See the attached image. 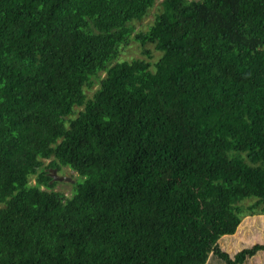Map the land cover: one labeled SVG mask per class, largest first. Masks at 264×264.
<instances>
[{
    "label": "trees",
    "instance_id": "1",
    "mask_svg": "<svg viewBox=\"0 0 264 264\" xmlns=\"http://www.w3.org/2000/svg\"><path fill=\"white\" fill-rule=\"evenodd\" d=\"M155 3L0 0V264L264 252L227 247L264 216V0H161L136 31Z\"/></svg>",
    "mask_w": 264,
    "mask_h": 264
},
{
    "label": "rangeland",
    "instance_id": "2",
    "mask_svg": "<svg viewBox=\"0 0 264 264\" xmlns=\"http://www.w3.org/2000/svg\"><path fill=\"white\" fill-rule=\"evenodd\" d=\"M160 3H161V0H156L154 7H152L149 14L143 20L138 21L136 23V31L147 29L149 24L153 21L154 13L159 10ZM148 47H151V46H148ZM154 54L158 56V52L154 51ZM135 57L147 58V56L142 52V47H140L139 44L135 42L134 40H129L127 45L123 46L120 52V55H119V59L120 60H132ZM104 74L105 73H103L102 76ZM99 85L100 83L98 79L92 88L87 89L86 92L89 97L93 95V93L97 90ZM58 174L68 176L72 179V181L58 180V183L55 186V189L62 190L66 194H70L71 189H72L71 182L74 181L75 177L77 176V173L68 167H63V169L59 171ZM34 182H35V178H32L31 183H34ZM257 223L260 224L259 227H257ZM254 243H264V216L263 214L244 216L242 223L239 225L236 232L232 236H230L229 239L227 240V247H228V251L231 254H234L239 249H242L244 245L251 246ZM209 264H212V263L209 262ZM250 264H264V252L259 253L254 258H252Z\"/></svg>",
    "mask_w": 264,
    "mask_h": 264
},
{
    "label": "water",
    "instance_id": "3",
    "mask_svg": "<svg viewBox=\"0 0 264 264\" xmlns=\"http://www.w3.org/2000/svg\"><path fill=\"white\" fill-rule=\"evenodd\" d=\"M51 171H52L53 179L72 181V179L70 177H68V176L59 175L56 168H52Z\"/></svg>",
    "mask_w": 264,
    "mask_h": 264
}]
</instances>
